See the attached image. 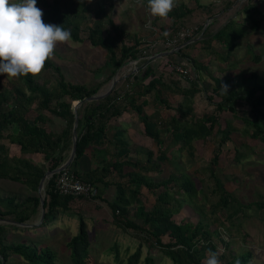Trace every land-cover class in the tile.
<instances>
[{
	"label": "trees",
	"instance_id": "16d2710c",
	"mask_svg": "<svg viewBox=\"0 0 264 264\" xmlns=\"http://www.w3.org/2000/svg\"><path fill=\"white\" fill-rule=\"evenodd\" d=\"M142 1L147 5V0ZM38 2L42 6L45 23L63 25L71 30L72 41L87 42L106 52L105 66L111 70L109 81L129 61L138 62L139 70L126 75L110 95L99 101L85 102L77 109L79 124L74 163L90 154L102 167L84 174L71 171L98 189L94 199L102 198L105 189L114 185L116 197L108 204L113 223L124 235L141 240L134 251L115 240L106 249L114 264H157L152 253L148 252L143 257V246L147 251L157 249L171 264H203L209 249L218 253L222 264H249L252 258L250 250L234 253L232 242L225 240L218 229L211 231L203 221L194 224L173 220L184 205L193 204L197 189L191 176L171 173L167 178L157 180L150 173L162 174L164 165L173 164L176 158L172 152L187 150L193 155L194 141L213 142L217 147L208 173L218 196L214 211H226V220H231L248 207L220 183L215 167L225 150L234 152L233 160L237 163L254 155L253 148L238 141L234 135L264 143V72H252L240 82H234L232 78L213 74L208 65L191 57L186 50L201 44L208 55L217 56L227 64L238 42L251 32L262 29V21L257 16L264 20V15L247 4L242 9L245 21L230 19L213 33H208V27L202 28L198 41L189 37L183 42H189L187 45L173 52V56L179 57L177 64L185 67L182 62L187 61L191 65L196 81L202 82L204 77L209 79L212 86L208 95L196 81L185 82L184 86L181 81L158 75L152 59L143 55L142 42L132 36L134 42L129 43L128 34L112 19L113 0H97L92 4L87 0ZM195 4L196 7L192 8L182 3L169 14L172 25L166 42L174 37L180 23L195 10H210L199 0H195ZM85 31L87 37L83 39L81 35ZM216 42L218 46H215ZM255 60L259 62L261 59L256 56ZM43 71H49L51 77L44 80L39 76L21 77L12 88L0 90V180L19 184L27 191L23 198L0 195V264H11L15 259L23 264H94L95 235L90 226L95 223L90 225L87 222L90 218L85 217L74 204L82 198L56 193L57 174H54L45 183L42 206L39 185L48 171L62 166L63 152L70 151L73 146L74 103L99 94L102 85L91 88L69 82L62 68L51 60ZM223 85H227V94L221 89ZM202 92L214 112L198 116L195 97ZM176 96H181V99L175 100ZM147 106H154L153 113H147ZM243 106L247 109H241ZM125 112L137 116L143 125V135L153 142L156 151L137 150L136 156L132 157L131 143L124 130L117 129L112 139L108 136L110 124ZM223 112L229 113L241 126L230 120H225L223 125L219 115ZM46 114L65 121L60 134L46 130ZM6 140L19 147V156L10 155L4 144ZM35 153H41L47 163L34 165L26 158V155ZM111 177L115 181L111 182ZM145 189L153 196L150 210L147 209L150 199L143 194ZM257 205L264 207V203ZM64 218L78 223L77 234L67 242L69 258L66 263L44 241L46 235L54 236L57 230H61L57 222L62 223ZM220 224L225 225L224 222ZM11 233H18L23 240L11 241ZM219 244L223 245L222 252Z\"/></svg>",
	"mask_w": 264,
	"mask_h": 264
},
{
	"label": "rangeland",
	"instance_id": "374dc122",
	"mask_svg": "<svg viewBox=\"0 0 264 264\" xmlns=\"http://www.w3.org/2000/svg\"><path fill=\"white\" fill-rule=\"evenodd\" d=\"M97 0H87L89 4L95 3ZM185 3L189 7L195 8V0H178L180 5ZM199 3L204 7H210V10H195V12L186 18L175 30L174 36L178 33L189 30L192 41L200 39L202 28L208 27V33H213L221 28L230 19H237L240 22L245 21L246 16L242 9L248 4L256 7L264 15V0H199ZM37 7L42 10V6L37 0ZM207 9V8H206ZM211 11V12H210ZM262 21L260 31L251 32L249 36L238 42L234 55L228 60L227 64L218 60L217 56L208 55L207 51L202 49V46L196 44L194 47L187 49L186 52L193 58L209 66L211 72L221 77H229L234 82H240L243 77H247L252 72H264V20L257 16ZM112 19L128 34L129 43L134 42L132 36H136L141 42V49L144 57H153L158 51L172 49L166 43L169 36V31L172 25L170 17L166 19L154 18L149 15L146 10V4L138 3L137 0H113ZM207 33V34H208ZM82 38L87 37V31L82 32ZM186 42V41H185ZM183 43V42H182ZM180 44L179 47L186 43ZM188 43V42H187ZM177 46V47H178ZM215 46H218L217 42ZM217 49V47H215ZM256 56L260 57V61L256 62ZM149 58V59H150ZM175 56L159 57L152 59L153 66L156 67V73L163 75L165 78H171L175 81L191 82L196 81V76L193 74V69L187 61H183L185 67L191 72V77L188 81L183 79V76L173 71L170 67L177 62ZM63 70V74L67 81L84 84L88 87H96L102 85L99 93H105L111 86L112 80L117 79L118 86L123 81L126 75L139 70L137 61H129L124 65L116 75L109 81L108 77L111 70L105 66L106 52L102 48L93 47L87 42H74L58 45L55 51L54 58L51 60ZM231 68V66H234ZM165 71V72H164ZM173 73V74H171ZM170 74V75H169ZM39 77L44 80L51 77L49 71H43ZM203 86L209 89L211 82L207 77H204ZM202 81V82H203ZM18 82V79H8L5 76H0V90L12 88ZM209 83V84H208ZM186 84H184L185 86ZM212 86V85H211ZM115 88V87H114ZM114 90V89H113ZM113 92V91H112ZM111 92V93H112ZM210 92V91H209ZM209 95V94H208ZM180 100L181 96H177ZM153 100V97L149 98ZM215 101H219L215 98ZM154 106H147L146 109H153ZM241 109H247L244 106ZM214 112L213 108L207 105L206 100H202L197 105L196 113L201 116L205 113ZM220 122L224 125L225 120H236L229 113H220ZM244 115V114H242ZM236 125L241 126V123ZM114 122L110 124L109 136H113ZM118 129V128H117ZM134 129V128H133ZM140 130L134 129L131 132L132 157L136 156V149L146 150L147 147L156 151L155 145L150 141V145L146 146L142 139L145 138L140 134ZM142 137V138H141ZM238 141L246 143V146H251L254 155H250L247 159L241 162L233 160L234 152L225 150L219 158V164L215 167V172L220 180V183L233 194L236 199L244 205L243 212H239L233 216L231 220H226L228 213L226 211H214L213 205L218 201V196L215 192L216 186L212 179L209 178L208 168L210 161L215 155L217 145L213 142L194 141V154L191 155L187 150L181 152H172L171 155L176 159L173 164L164 165L162 174L150 173L151 177L157 180L167 178L171 173L180 175L185 173L192 177L195 182L197 194L193 198L192 205H184L178 213L173 216L176 223L182 221L192 222L194 224L203 221L210 226L211 231L218 229L222 233L225 240L231 241V248L234 253L241 252L244 249H249L252 253V258L249 264H264V207L258 204L264 203V143L253 141L246 136L234 135ZM27 191L19 184L6 183L0 180V195L2 197L17 196L25 197ZM143 194L150 199L147 209H151L153 196L145 189ZM44 197V191H42ZM94 200V198L90 199ZM81 201H76L74 204L81 209ZM90 205L86 207L84 215L97 214V220L88 219V223L92 222L90 229L94 232L93 237L94 250L92 253L94 264H114L113 257L106 254V249L110 247L115 240H118L123 247H130V251H134L140 239H135L133 236L124 235L123 232L114 225L112 212L107 204L99 206L96 202H88ZM81 205V206H80ZM98 206V207H97ZM99 209V210H98ZM224 219V220H223ZM224 222V226L220 223ZM77 221L64 218L63 222H57L60 227L54 236L46 235L45 242L50 244L59 254V257L64 263L68 261L69 251L67 242L73 234H77ZM90 230V231H91ZM11 241L23 240L18 233L9 234ZM143 257L146 253H152L156 257L157 264H171V262L162 257V254L153 249L147 251L143 246ZM123 248V250H124ZM219 251H223V245L219 244ZM11 264H23L21 260L15 259Z\"/></svg>",
	"mask_w": 264,
	"mask_h": 264
},
{
	"label": "clouds",
	"instance_id": "9594fccd",
	"mask_svg": "<svg viewBox=\"0 0 264 264\" xmlns=\"http://www.w3.org/2000/svg\"><path fill=\"white\" fill-rule=\"evenodd\" d=\"M177 4L178 0H147L146 10L154 18L166 19ZM43 15L37 0H0V76L36 78L54 58L57 46L72 41L70 29L45 23ZM221 89L227 94V85ZM203 264L222 261L209 249Z\"/></svg>",
	"mask_w": 264,
	"mask_h": 264
},
{
	"label": "crops",
	"instance_id": "0c3cea01",
	"mask_svg": "<svg viewBox=\"0 0 264 264\" xmlns=\"http://www.w3.org/2000/svg\"><path fill=\"white\" fill-rule=\"evenodd\" d=\"M198 40L199 39H197L195 41H198ZM199 45L201 46V44H199ZM175 51L176 50L173 49V48L165 50V51L164 50L163 51H158L157 53H155V55L153 57H151V59H157L159 57H163V58L169 57V58H171L173 56L172 55L173 52H175ZM175 57L179 59V57H177V56H175ZM196 82H197V84H200V87H202V89L204 90L203 91L204 93H205V91L208 94L210 93L209 91H211L210 90L211 89V85L209 83H208L209 84V89H206L203 86L204 82H206V81H203V82L196 81ZM181 83H182V85L185 84L184 81H181ZM203 92L198 94V95H196V97H195V109H197V105L200 104L202 102V100H204V93ZM175 100H179L177 98V96L175 97ZM73 111H74V109H73ZM146 111H147L148 114H151V113H153L154 109H148V110L146 109ZM45 116H46V130L49 131V132H53L55 134H60L62 129H63V127L65 126V121H63L61 118H59L57 116H52V115H48V114H46ZM114 127L116 129H114L113 134L116 132L117 128L121 129V130H124L126 139L129 142L131 140V137H130L131 135L130 134H131V132L134 129L140 130V132H141L140 134L141 135L143 134V125L138 122L137 116L135 114H133V113L125 112L122 115V117H120L118 120H116L114 122ZM108 136H109V134H108ZM148 139H149L148 137H145L144 139H142V141L145 143L146 146L150 145V141H148ZM4 144L9 149L11 156H14V155L15 156H19L20 149H19V147L17 145L11 144L8 140L4 141ZM131 145H132V143H131ZM131 149H132V146H131ZM136 150H141V149H136ZM146 150H152V148L147 147ZM132 151L134 152V150H132ZM71 152H72V148H71L70 151L63 152L62 157L64 159H63L62 165H64L69 160V158L71 156ZM26 158L31 160L34 165H39V164L42 165V164H46L47 163L45 158H44V156L41 153H35V154L26 155ZM101 167H102V164L99 161H97L96 157H92V156H90V154H87L84 157H82L79 160H77L75 163L74 162L71 163V166L69 167V169L72 170V171H77L80 174H84V173H87V172L92 171V170H99V169H101ZM109 180L111 182L115 181L113 177H111ZM44 186H45V184H44ZM43 189H44V187H43ZM43 189H42V191H43ZM116 192H117L116 187L114 185H109L105 189V191H104V193L102 195V198H99V199L95 198L94 200L82 198L81 199L82 200L81 205L86 207L87 205H90L88 202L92 201V202H96V204L100 208L102 206V204H107L108 205L109 202L113 201L115 199V197H116ZM83 206H81V209L78 206H77V208H79L81 210V213L84 215L83 211L85 209L83 208ZM108 207H109V205H108ZM96 215L97 214L95 213V214H89V216H85V215L84 216L87 217V218H90L92 220H97L96 217H95Z\"/></svg>",
	"mask_w": 264,
	"mask_h": 264
},
{
	"label": "built area",
	"instance_id": "2783aa9c",
	"mask_svg": "<svg viewBox=\"0 0 264 264\" xmlns=\"http://www.w3.org/2000/svg\"><path fill=\"white\" fill-rule=\"evenodd\" d=\"M192 32L193 31L184 30L166 43L177 50L182 42L192 36ZM170 68L180 73L185 81H188L191 77L190 72L184 69L181 64L175 63ZM54 188L55 192L61 196L92 199L98 195V189L94 185L76 177L69 168L57 174Z\"/></svg>",
	"mask_w": 264,
	"mask_h": 264
},
{
	"label": "water",
	"instance_id": "95a60500",
	"mask_svg": "<svg viewBox=\"0 0 264 264\" xmlns=\"http://www.w3.org/2000/svg\"><path fill=\"white\" fill-rule=\"evenodd\" d=\"M188 43H186L185 45H187ZM184 46H182V47H184ZM182 47H178L176 51H178ZM117 82H118L117 79H113L110 88L105 93H99V94L91 96V97H89L83 101H78V102L74 103L75 120H74V125H73V130H72L73 146H72L71 156H70L69 160L64 165H62L60 168L53 170V171H48L45 174V176L42 178L40 185H39V193L40 194H41V191L44 187L45 182L48 179H50L54 174H58V173L62 172L63 170L68 169L71 166V163H73L75 160V155H76V150H77V139H78L77 128H78V124H79V116H78V111H77L78 107L85 102L99 101V100L106 98L108 95L111 94V92L113 91ZM41 205L42 206L44 205V197L42 195H41ZM42 212L44 214V210H42ZM2 222H10V221L2 220Z\"/></svg>",
	"mask_w": 264,
	"mask_h": 264
}]
</instances>
